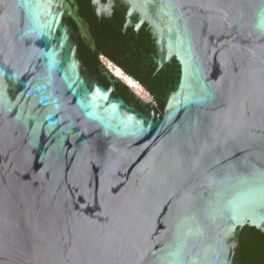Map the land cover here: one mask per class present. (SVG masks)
Wrapping results in <instances>:
<instances>
[{
    "label": "water",
    "instance_id": "95a60500",
    "mask_svg": "<svg viewBox=\"0 0 264 264\" xmlns=\"http://www.w3.org/2000/svg\"><path fill=\"white\" fill-rule=\"evenodd\" d=\"M125 1L180 66L141 110L74 0H0V264H243L264 232V0Z\"/></svg>",
    "mask_w": 264,
    "mask_h": 264
},
{
    "label": "flooded vegetation",
    "instance_id": "af4514ba",
    "mask_svg": "<svg viewBox=\"0 0 264 264\" xmlns=\"http://www.w3.org/2000/svg\"><path fill=\"white\" fill-rule=\"evenodd\" d=\"M78 21L82 24L92 48L81 43L88 54L83 57L94 65L101 83L110 86L107 73L116 80L117 94L127 87L150 100L151 96L143 89L150 90L157 100L162 101L171 90L170 65L160 61V52L153 28L125 0H74ZM79 29L78 24L72 21ZM81 53L83 47H81ZM110 62L117 75L106 67ZM125 81L127 84H125ZM131 88V89H130ZM161 91H165L163 94ZM133 93V92H132ZM134 97L135 95L133 93ZM140 96V95H139ZM122 97V96H121Z\"/></svg>",
    "mask_w": 264,
    "mask_h": 264
},
{
    "label": "trees",
    "instance_id": "16d2710c",
    "mask_svg": "<svg viewBox=\"0 0 264 264\" xmlns=\"http://www.w3.org/2000/svg\"><path fill=\"white\" fill-rule=\"evenodd\" d=\"M81 47H83L81 55L84 57V54H88V51L84 46ZM87 64L89 68H94L92 63L88 62ZM179 75L180 66L176 60H173L170 65L171 89H173L178 83ZM161 92L163 94L165 91ZM117 96H122V98L131 106L141 110L140 104L127 87H124L123 92L121 94H117ZM240 243L243 264H264V232L256 229L255 227L246 226L241 231Z\"/></svg>",
    "mask_w": 264,
    "mask_h": 264
},
{
    "label": "rangeland",
    "instance_id": "374dc122",
    "mask_svg": "<svg viewBox=\"0 0 264 264\" xmlns=\"http://www.w3.org/2000/svg\"><path fill=\"white\" fill-rule=\"evenodd\" d=\"M105 65H106V67H108L109 68V70L110 71H112L114 74H115V76L117 75V77H118V73H117V71L114 69V67L110 64V63H105ZM119 78V77H118ZM120 79V78H119ZM125 84H127L125 81H123ZM131 89V88H130ZM131 91L135 94V95H137L139 98H140V100L141 101H143V102H149L150 100H146L145 98H143L142 96H144L143 95V91L140 93V94H136V92L135 91H133L132 89H131ZM140 95V96H139Z\"/></svg>",
    "mask_w": 264,
    "mask_h": 264
},
{
    "label": "built area",
    "instance_id": "2783aa9c",
    "mask_svg": "<svg viewBox=\"0 0 264 264\" xmlns=\"http://www.w3.org/2000/svg\"><path fill=\"white\" fill-rule=\"evenodd\" d=\"M108 63H110V62H108ZM111 65H112V63H110Z\"/></svg>",
    "mask_w": 264,
    "mask_h": 264
}]
</instances>
